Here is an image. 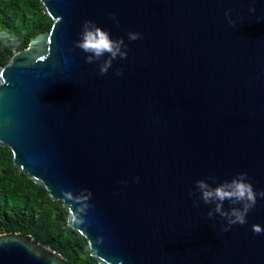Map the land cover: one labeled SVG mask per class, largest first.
<instances>
[{"label": "water", "instance_id": "1", "mask_svg": "<svg viewBox=\"0 0 264 264\" xmlns=\"http://www.w3.org/2000/svg\"><path fill=\"white\" fill-rule=\"evenodd\" d=\"M41 2L52 27L0 70V145L19 171L63 203L100 264H264V200L225 232L189 195L242 171L264 189V0ZM85 20L128 43L106 75L75 47ZM0 264L68 262L13 231Z\"/></svg>", "mask_w": 264, "mask_h": 264}, {"label": "trees", "instance_id": "2", "mask_svg": "<svg viewBox=\"0 0 264 264\" xmlns=\"http://www.w3.org/2000/svg\"><path fill=\"white\" fill-rule=\"evenodd\" d=\"M53 18L41 0H0V34L16 38L13 44L0 35V70L38 33L49 30ZM29 234L60 252L68 264H100L89 243L69 225L68 211L52 199L41 184L19 171L11 151L0 145V233Z\"/></svg>", "mask_w": 264, "mask_h": 264}, {"label": "clouds", "instance_id": "3", "mask_svg": "<svg viewBox=\"0 0 264 264\" xmlns=\"http://www.w3.org/2000/svg\"><path fill=\"white\" fill-rule=\"evenodd\" d=\"M231 9L225 12L229 24L235 27V21L231 18ZM252 13L256 8H250ZM111 19L119 25V19L115 13L110 14ZM258 21L264 20V16H258ZM5 40L16 44V38L5 32L0 34ZM142 38V33L129 31L127 39L129 42ZM75 47L81 49L86 55L85 60L89 64L96 63L100 75L108 74L113 67L114 61L127 59L129 54L128 43L124 37L114 38L110 31L99 26L94 20H85L82 24L78 39L74 42ZM117 76L123 75L122 69H117ZM139 182V177L136 178ZM195 197L193 204L199 206L202 202L209 206L207 216L215 220L217 216L224 221L223 230L229 231L234 225H246L249 213L256 208L259 201L264 200V189H257L251 181L249 174L242 171L231 179L219 181L215 175L206 179L195 181V190L189 193ZM225 202L229 207L225 208ZM252 231L260 234L261 229L253 226Z\"/></svg>", "mask_w": 264, "mask_h": 264}]
</instances>
